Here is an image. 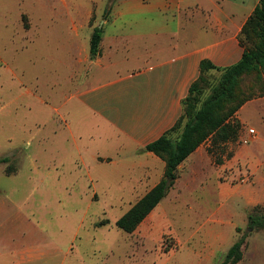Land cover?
Instances as JSON below:
<instances>
[{
	"label": "crops",
	"instance_id": "0c3cea01",
	"mask_svg": "<svg viewBox=\"0 0 264 264\" xmlns=\"http://www.w3.org/2000/svg\"><path fill=\"white\" fill-rule=\"evenodd\" d=\"M259 3L99 0L97 8L87 6L82 47L91 63L83 87L65 105L66 144L61 140L59 145L78 154L95 191L117 193L143 186L147 194L162 181L165 162L144 148L180 119L182 102L201 75L202 61L225 68L241 60L245 47L240 36ZM94 15L98 24L91 27ZM95 27H103V34L100 53L91 60ZM73 31L79 38L80 31ZM67 47L69 64L80 46ZM235 118L243 127H252L256 139L248 146H233L220 164L208 151L210 144L201 145L180 165L168 194L183 190L201 195L192 198L193 214L180 223L181 231L191 232L174 235L181 249L189 251L188 264H214L233 245L241 215L247 217L249 209L264 202V93L245 103ZM241 172L249 174V182L236 180ZM25 205L0 187V264H69L74 238L53 235L44 240ZM203 206L213 213L201 221L194 209Z\"/></svg>",
	"mask_w": 264,
	"mask_h": 264
},
{
	"label": "rangeland",
	"instance_id": "374dc122",
	"mask_svg": "<svg viewBox=\"0 0 264 264\" xmlns=\"http://www.w3.org/2000/svg\"><path fill=\"white\" fill-rule=\"evenodd\" d=\"M98 5L99 0H0V158L11 157L0 164V187L7 189L11 200L26 204L27 214L34 213L29 218L44 240L53 235L74 238L69 264H188L189 251L181 249L174 235L191 232L181 231L180 223L193 214L192 198L201 195L174 191L134 233H125L116 222L148 187L95 191L78 154L59 145L67 136L65 105L83 87L91 63L82 47L88 29L85 13L87 6ZM96 24L94 15L90 26ZM72 43L80 48H74L76 56L66 64L65 47ZM219 76L217 71L209 73V83ZM263 93L264 70L241 78V98L250 101ZM228 123L238 126L237 135L216 141L212 136L203 143L210 144L208 151L218 164L231 155L233 146L245 145L252 128L243 127L235 116ZM20 170L19 177L9 178ZM255 207L264 214V202ZM209 212L213 213L204 206L194 209L201 221ZM241 216L232 242L245 237L237 264H264V228L248 231L247 217ZM103 220L109 224L96 227ZM225 255L219 254L214 264H221Z\"/></svg>",
	"mask_w": 264,
	"mask_h": 264
},
{
	"label": "trees",
	"instance_id": "16d2710c",
	"mask_svg": "<svg viewBox=\"0 0 264 264\" xmlns=\"http://www.w3.org/2000/svg\"><path fill=\"white\" fill-rule=\"evenodd\" d=\"M102 34L103 27L93 29L90 39L91 60L100 53ZM240 41L245 50L238 63L221 68L208 60L201 62V75L191 85L188 96L182 102V116L173 128L144 148V151L155 154L165 162L164 177L116 222L120 230L128 234L137 230L169 194L179 178L180 165L207 139L213 136L215 141L217 138L228 140L237 135L238 126L229 124L228 120L249 101L238 94L240 80L244 75L264 70V0H260L245 24ZM1 65L0 61V68ZM212 71L220 73L214 84L209 83L208 79ZM207 90L209 92L205 95ZM9 161L10 158L4 157L0 159V164ZM108 224V220H103L96 227ZM261 228H264V214L255 207L247 216V229L253 232ZM244 244L245 237L236 241L221 264H237L242 259Z\"/></svg>",
	"mask_w": 264,
	"mask_h": 264
},
{
	"label": "built area",
	"instance_id": "2783aa9c",
	"mask_svg": "<svg viewBox=\"0 0 264 264\" xmlns=\"http://www.w3.org/2000/svg\"><path fill=\"white\" fill-rule=\"evenodd\" d=\"M256 139V133L254 130H250L249 137L244 140V144H251ZM239 183L244 184L250 181V176L247 172H241L238 179H236Z\"/></svg>",
	"mask_w": 264,
	"mask_h": 264
}]
</instances>
